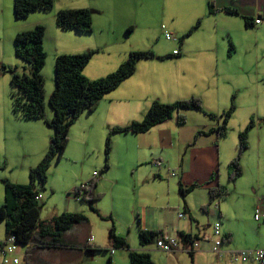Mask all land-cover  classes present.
<instances>
[{"label": "crops", "instance_id": "crops-1", "mask_svg": "<svg viewBox=\"0 0 264 264\" xmlns=\"http://www.w3.org/2000/svg\"><path fill=\"white\" fill-rule=\"evenodd\" d=\"M137 1L54 0L52 11L31 13L37 16L49 13L47 17L28 16L17 20L13 16V1L0 0V65L16 67L19 71V62H23L14 55V38L18 33L32 30L30 25L44 27V51L47 49L44 45L47 34L57 40L64 36V32H74L66 35L84 39L87 43V46L68 44L62 51L54 45L49 48L53 55L49 59L54 60L55 55L87 51L106 53L108 59L93 65L96 71L119 67L117 64L121 65L130 52H151L154 58L139 60L130 77L105 95L93 110L83 112L71 127L81 129L84 139L104 138L115 127L122 128L140 121L153 101L172 103L195 97L201 100L204 112L216 117L228 110L231 103L234 104L226 136L218 139L216 133H211L195 139L198 131L217 129L221 120H211L202 112L190 110L181 112L185 117L184 125L179 126L176 119H168L146 133L132 134L136 137L130 152V164L134 166V198L129 204V212L122 207L124 211H106L105 215L98 208L99 201L95 205L101 215L116 221L117 227L114 223L111 227L113 225L117 237L125 240L128 249L112 247L109 234L107 242L96 236L87 237L79 243L69 242L68 238L77 234L79 229L75 225L63 233L62 248H37L28 252L35 243L20 245L12 255L19 258V264H27L24 262L27 257L30 261L51 264H128L129 251L148 253L153 264H253L252 261L232 263L228 252L264 248V223L255 222L253 218L255 203L261 193L264 195V123H260L264 114H256L251 106L254 102L261 105V111H264V0H164L167 6H173L174 11L163 26L178 39L169 42L164 51L138 42V17L134 10L138 7ZM209 4L215 9L212 13L209 12ZM65 9L88 10L92 20L91 33L59 29L56 13ZM224 9H234L239 15H230ZM177 11L182 13L180 17ZM245 19L251 26H245ZM256 20L259 23L256 24ZM143 28L140 29L143 31ZM189 30L192 31L186 36ZM145 35L144 32L143 37ZM91 39L94 42L90 43ZM115 47L121 48L117 50L120 54L110 50ZM173 51H178V54L173 55ZM117 55L120 56L116 58ZM89 65L83 70L86 78H103L96 76L93 70L92 73L87 71ZM22 70L28 74L25 66ZM201 73H206V77H200ZM52 116L50 112L49 118ZM20 120L12 112L10 77L1 75L0 149L7 147L5 143L13 126H19L16 127L17 136H21L23 130L26 133L32 130L19 124ZM251 121H254V126L248 132V148L240 160L242 174L232 184L225 179L223 181L222 172L227 179V164L237 154L238 133ZM1 138L5 141L3 144ZM171 172H175L174 175ZM108 180L112 192L116 182L109 177ZM10 182L18 183L12 179ZM217 185L230 188L234 199L231 202L232 211L222 209L220 203L217 207L216 202L209 204V189ZM180 188L185 191L193 189L182 195ZM245 199L251 205L248 217L243 212ZM257 204L264 211V204ZM131 214L134 216L132 220ZM217 221L221 223L222 234L228 237L222 245L225 251L222 257L210 251L213 240L211 226ZM88 222L83 225L90 229ZM141 229L170 237H177L179 233L196 237L198 249L189 255L183 252L163 253L156 250L154 244L142 247L138 241ZM204 237L208 240L205 241ZM5 239L6 235L0 238V246ZM90 248L105 251H90ZM98 254V258L91 256Z\"/></svg>", "mask_w": 264, "mask_h": 264}, {"label": "trees", "instance_id": "trees-1", "mask_svg": "<svg viewBox=\"0 0 264 264\" xmlns=\"http://www.w3.org/2000/svg\"><path fill=\"white\" fill-rule=\"evenodd\" d=\"M53 5L54 0H13V15L15 19L23 20L35 11L49 12L52 10ZM214 11L213 5L209 4V12L212 13ZM224 12L234 16L239 15L234 9H224ZM55 20L57 27L64 31H75L78 33H90L92 31L91 15L86 9L60 10L56 13ZM245 26H251L246 19ZM160 28L164 37V31H168L163 25ZM191 31L189 30L186 36ZM44 33V27L37 26L31 31L18 33L14 38V55L28 66L29 75L19 72L16 67L0 65V76L6 74L10 77V98L15 118L27 121L44 119L45 79L42 75L46 59V53L43 48ZM173 37L176 41L177 38L175 39L174 35ZM94 54L95 51H87L82 54L58 55L55 58L54 88L48 98V105L53 116L50 120H45L46 125L53 130L48 150L36 167L29 170L30 184H19L6 179L2 180L4 193L3 203L0 205V221H4L6 238L14 236L19 246L35 243L33 247L27 250L28 252L37 248H62L63 233L69 231L75 225L88 221L85 215L78 212H64L50 220L42 221L40 220L42 204H40L41 200H36V196L41 195V191H44V186L47 182V171L51 162L55 159L60 160L63 157L68 144L70 127L79 116L85 111L93 110L105 95L114 91L125 79L130 77L134 73L139 60L154 58L151 52H130L126 60L114 72L103 78L90 80L85 77L83 70ZM183 110L202 112L211 120L218 122L221 120V124L218 125L217 129H211L208 132L198 131L195 134V139L211 133H216L218 139H223L227 133V123L234 111V104L231 103L228 110L216 117L203 111L202 102L199 98L191 97L170 104L153 101L140 121H134L122 128L115 127L109 131L105 138V159L108 160L110 153L112 134H143L173 116L179 126L184 125L185 117L181 114ZM260 123H264V119L260 120ZM253 126L254 121H251L245 129L238 133L237 154L227 164L228 183H234L242 174L240 160L248 148V132ZM108 167L106 162L104 170H107ZM171 173L174 175L175 172ZM94 176H97L96 172ZM97 181L98 179L96 180V178L90 179L76 188L73 191V195L85 203L91 213L96 214L102 220H109L113 224L112 218L110 216H102L95 206L101 199V195L95 191ZM36 182L40 186V190L37 189ZM192 189L185 191L180 188L179 190L184 195ZM227 194V189L220 185L209 189V204L216 202L215 207H217L220 200L225 198ZM260 202L261 200L259 199L257 203ZM257 203H255L254 216L257 207H259ZM255 222L264 223L263 220ZM163 235L165 234L161 232L141 229L138 232V241L142 247H146L154 244L157 238ZM173 238H176L181 245H191L198 241V238L183 233H179L177 237ZM109 239L112 247L128 249L125 240L115 235L113 225L109 231ZM226 239L228 237L223 235V243ZM89 250L105 251V249L92 248ZM193 253H189V255ZM128 258V264H153L150 255L143 251H129ZM24 262L27 264H51L30 261L28 257L24 259Z\"/></svg>", "mask_w": 264, "mask_h": 264}, {"label": "rangeland", "instance_id": "rangeland-1", "mask_svg": "<svg viewBox=\"0 0 264 264\" xmlns=\"http://www.w3.org/2000/svg\"><path fill=\"white\" fill-rule=\"evenodd\" d=\"M166 1L168 2V0ZM136 3L138 7L134 10L137 12L138 17V23H136V25L139 26V29H137L136 31L138 42L145 43V45L149 48H156L164 51L168 47L169 42L173 41H169L163 38L160 26L163 24H167V21L171 17L170 13H173L174 11L173 6H167V3H165L164 0H139ZM177 12L179 13L178 17H180L182 13L180 11ZM184 14L186 15L185 9ZM48 15L49 13L40 16L30 14L29 17L40 18L41 16L47 17ZM35 27V25H30V29L32 30ZM142 27H144L143 31L140 29ZM144 32L146 33L145 37H143ZM73 33L74 32H64L62 34L64 36L61 39L57 40H53V38L48 36V34L45 37L44 45L47 48L45 51L48 53L46 54L44 67L42 69V75L45 79V116L44 119L33 120L36 122H27L26 120H20L21 123L19 124L26 125L28 129L32 128V130H28L27 133L23 130V134L21 136H17L18 128L16 127L19 126H13V129H11L10 131L11 133L9 132L8 134L9 140L7 143H5L7 144V147L3 146L0 149V205L3 203L4 193L2 180L6 179L10 181V179H12L14 181H18L19 184H30L29 170L36 167V165L42 160L48 150L50 137L53 134V130L46 125L45 120L51 119L49 117L50 112L52 113V111L48 105V98L54 88V60L57 57V55H55L54 60L49 59L53 57L49 48L55 45V48L59 47V51H62V48H65L68 44H80L87 46V43L84 41V39L71 38L70 36L66 35ZM85 38L90 37L86 36ZM176 38L177 36L175 37V39ZM92 42H94V39H91L90 43ZM132 43L135 44L136 40H132ZM226 45L228 46V41H226ZM120 49V47H115L111 48L110 50L114 52V54H120L117 53V50ZM79 53L82 54V52ZM105 54L106 53H95L91 57L94 58L93 63H91V60L89 61L90 67L89 69H87V71L89 70V72L92 73L93 70L96 76L100 77H105L107 74L114 72L118 67L106 70L104 72L101 70H95L96 66L94 67L93 65H97L98 62H100L102 59H108V55ZM119 56L120 55H117L116 58H118ZM23 64L19 62L18 67H21L19 69L20 72L23 71V66H25L28 70V66L25 63ZM117 65L120 64L118 63ZM200 77L205 78L206 73H201ZM251 106L256 114H258V112L264 114V111H261V105L252 102ZM256 117L257 116L253 118L255 121ZM175 119L176 118L173 116L170 120ZM124 121L125 119L122 118V122ZM84 137L85 135L81 129H77L76 126L71 127L68 134V144L64 151L63 157L60 160L55 159L51 162L50 167L47 171V182L44 186V191H41L42 200L40 201V204H42V206L40 210V220H50L51 218L59 216L64 212L82 213L83 215H85L87 220H89L88 224L90 225V229L89 227L87 229V227H85L86 225H78L79 229H77L76 231L77 234H75L71 238H68V241L79 243L87 237L96 236L97 238L102 239L104 242H107L109 234L108 230L111 228V222L101 220L96 214L91 213L85 203H83L79 198L74 197L73 191L90 179L96 178V180L98 179V184L95 191L96 193L101 195V199L98 203V208L103 211L105 215L107 214L106 211H114L115 213L118 210L124 211L122 207H124L126 211L129 212V204L134 198V191L132 189V169H134V166L133 164H130V152L133 150L132 146H135L136 137H134L132 134H112L110 140L111 149L108 160L105 159L104 151L106 137L96 138L93 140H87L84 139ZM4 142L5 141L2 140V144ZM106 162L109 168L107 171H104V165ZM124 162H126L125 166H123ZM93 172L97 173L96 177L92 176ZM108 177L116 182V186L112 189V192L111 190H109L110 180H108ZM219 177L220 174L218 173V178ZM224 179L225 181H227L224 176V172H222V180L224 181ZM36 187L39 190L41 189L37 182ZM226 189L228 196L222 198L220 200V204H222V209L229 212L233 209L231 202H233L234 199L233 197H231V194L229 192L230 188L226 187ZM258 198L261 200V204L263 205L264 195L261 193L260 197ZM240 202L237 203L236 206H239ZM242 206L244 209L243 212H245V217H248L247 214L249 213L248 211L250 210L251 206L250 201L245 199V202ZM260 211L264 212L261 208ZM133 217L134 216L131 214V220L133 219ZM113 223L115 224V227H117V223L114 219ZM262 226L261 227L264 228V225ZM1 237L2 239L5 237L4 221H0V238ZM91 256L98 258V256L100 255L98 254Z\"/></svg>", "mask_w": 264, "mask_h": 264}, {"label": "built area", "instance_id": "built-area-1", "mask_svg": "<svg viewBox=\"0 0 264 264\" xmlns=\"http://www.w3.org/2000/svg\"><path fill=\"white\" fill-rule=\"evenodd\" d=\"M255 23H259V20H256ZM164 38L166 40H174L173 35L165 31ZM177 53V51L173 52V54ZM41 199V195L36 196V200ZM180 216L182 215L180 214ZM254 220L264 221V212L260 211L259 207L256 209ZM211 231L213 240L210 251L219 256H223L225 251L222 249L223 234L221 232V223L219 221L213 223L211 226ZM204 240L207 241L208 238L204 237ZM198 245L199 244L197 241L191 245H181L176 238L170 237L166 234L157 238L154 243L156 250L168 254H175L178 252H183L186 254L193 253L198 249ZM18 247L19 245L17 244L14 236L7 237L0 246V264H19V258L12 256L18 251ZM110 252L112 253L113 250L111 249ZM228 254L232 263L252 261L253 264H264V248L229 251Z\"/></svg>", "mask_w": 264, "mask_h": 264}]
</instances>
